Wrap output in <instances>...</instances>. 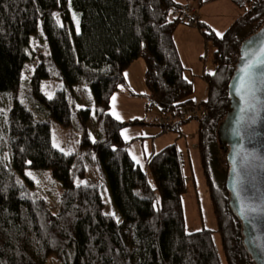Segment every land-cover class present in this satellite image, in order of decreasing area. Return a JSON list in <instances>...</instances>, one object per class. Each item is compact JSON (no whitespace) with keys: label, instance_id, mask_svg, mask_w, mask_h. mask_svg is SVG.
Returning <instances> with one entry per match:
<instances>
[{"label":"trees","instance_id":"obj_1","mask_svg":"<svg viewBox=\"0 0 264 264\" xmlns=\"http://www.w3.org/2000/svg\"><path fill=\"white\" fill-rule=\"evenodd\" d=\"M194 1L200 8L212 0ZM231 1L243 12L220 38L203 28L198 13L186 21L178 10L186 3L176 0H0V94L8 102L0 140V264H47L52 255L63 264H255L229 191L216 185L211 169V147L219 142L218 126L230 106L229 84L242 42L264 25V0ZM72 9L79 14V27ZM40 21L48 52L39 56L31 94L48 117L64 126L74 123L81 131V148L99 163L121 220L106 212L97 178L76 183L87 171L84 156L56 148L50 119H38L18 96L30 58L27 47ZM182 24L200 26L215 46V70L205 75L207 93L201 101L207 113L167 126L156 123L180 130L189 119L199 120L197 147L222 253L212 229L187 230L185 159L178 145L152 154L144 169L121 134L143 121L117 119L111 112L113 96L126 83V69L139 58L146 63L148 109L173 117L195 102L175 39ZM44 78L60 79L64 86L48 97L41 88ZM75 85H89L94 93L95 139L89 127L92 112L77 105ZM27 167L51 169L61 181L59 210L21 185Z\"/></svg>","mask_w":264,"mask_h":264},{"label":"rangeland","instance_id":"obj_2","mask_svg":"<svg viewBox=\"0 0 264 264\" xmlns=\"http://www.w3.org/2000/svg\"><path fill=\"white\" fill-rule=\"evenodd\" d=\"M195 1L192 0L190 4L191 6H194ZM215 6V5H212ZM195 8V13L197 14V8ZM238 14L231 13V18L234 21L237 17H239L242 14V10L238 9ZM72 16L75 20V24L77 27H79V14L75 13L72 9ZM221 12H225L224 8H222ZM210 24L208 22H205L204 29H207L209 31H216L219 33L224 32L231 24H220L221 21V15L220 13H212L210 12ZM239 15V16H238ZM78 22V24H77ZM185 26L186 28H193L196 29L199 34L202 36V40L195 39L192 36L189 37V41H192V43L185 44L184 46L181 44V49L184 52H187V55H185L186 61H190L193 66L190 70L185 71V75L188 79H190L193 82L194 85V91H193V99H195L193 102V108L198 109L200 106L203 107L202 100L204 99V96L207 91V83L206 80L203 78L202 75H196L198 74V71H200L201 67L206 64L209 73L214 72V61H213V54L215 50V46L211 39H208L203 33L201 32L202 28L200 26H189V25H180ZM221 27L222 30L218 29ZM180 28V27H179ZM177 29V31L179 30ZM176 31V33H177ZM176 36V34H175ZM176 38V37H175ZM204 40L207 41V49L204 45ZM186 51H185V50ZM48 52V43L44 36V29H43V22L40 21L39 23V29L38 32L32 37L31 44L29 47H27V56L30 57L24 64L23 67V85L20 87L18 91V96L23 102L33 110L35 115L38 119H50L51 127H52V142L54 146L60 150H62L65 153H78L84 156L85 158V165L87 167L86 174L82 177H78L76 179L77 184L86 183L89 181H92L94 178L98 179V182L101 185V192L105 203V210L108 213L114 214L118 220L122 219V215L119 212L118 208L116 207L110 187L108 183L102 179L99 173V163H92L91 160L87 158V152L81 148V131L75 126L74 123H72L69 126H64L58 120L54 117H48L46 115V111L42 107V103L39 100H36V97L31 94L30 86L31 79L35 74V70L37 68V65L39 63V56L42 53ZM146 63L143 58L136 59L134 62H132L129 69H127L126 74L127 76L135 82L134 87V95L128 98H121L120 96V103L121 104H129V112L130 113H138L133 114L131 116V119H140L143 121V123L140 124V126L133 125L131 126L129 130H132L128 137H136L140 134V130L149 129L150 123H154V120L151 119V110L153 111V108H147V110H143V107L146 106L151 98L150 90L146 85ZM203 74V73H201ZM133 75V76H132ZM64 86V82L57 78H44L41 81V88L44 94H46L48 97H52L57 89L62 88ZM122 88V87H121ZM29 94V96H28ZM73 96L76 99V103L79 107L82 108H90L92 115L89 121V127L92 132V138L95 139L99 135V132L97 130V124L95 119V107H94V93L92 91V88L89 85H75L73 89ZM117 100V98H116ZM132 103V104H131ZM138 103V104H137ZM148 106V105H147ZM191 105H188L189 107ZM8 107L7 102V96L0 94V140L3 138L2 135V128L4 124L3 115ZM204 108V107H203ZM190 109V108H189ZM144 111V112H143ZM112 112V111H111ZM182 113V112H181ZM181 113L176 114V116L172 117V121L176 119L173 123L177 124L179 122V119L187 120L188 118H185L182 116ZM113 114V113H112ZM168 115H158V118L156 121L161 122L163 119L166 123H163V125L167 124V117ZM199 116H194V118H197ZM191 118L189 121H186L182 125V128H185L183 130L182 128L180 130L175 129H169L166 127H161L164 134H166L167 137H160L159 141L162 140L158 145V150L160 151L164 147L176 143L178 147L180 148L184 159V173L186 175L187 180V192L184 195V213H185V219H186V227L189 232L191 231H197L201 230L203 228H209L212 229L214 239L216 241V244L218 246V249L220 253L223 252L222 250V243H221V234L218 226V222L216 219V216L214 214L213 208H212V201L211 197L208 192V188L206 186L205 176L203 174L202 166H201V160L200 155L197 147V122L199 120ZM202 118V117H200ZM169 123V122H168ZM144 124V125H142ZM156 124V123H155ZM160 125L159 123H157ZM196 124V125H194ZM161 126V125H160ZM6 130V129H5ZM4 134V130H3ZM7 135V133H6ZM196 138V139H195ZM141 141L145 142L141 145ZM153 137H145V138H139L137 139L136 147L138 149V155L139 159H142L141 161H144L143 155L144 153L149 154V150L153 146ZM212 148V161H211V169H212V175L214 178V181L216 185L224 190V187L226 186V179H227V171H228V163L226 158V152L225 149L222 148V145L220 142L214 143ZM144 169H146V162H141ZM29 179L31 181H29ZM102 179V180H101ZM19 182L22 186H29L32 188L33 191L37 192L39 195L44 197L49 206L52 210L57 211L60 208V200L61 195L63 192V186L61 181L53 174L51 169L46 168H33V167H27L25 169L24 174L20 175ZM47 264H63L58 259L52 255L50 256Z\"/></svg>","mask_w":264,"mask_h":264},{"label":"water","instance_id":"obj_3","mask_svg":"<svg viewBox=\"0 0 264 264\" xmlns=\"http://www.w3.org/2000/svg\"><path fill=\"white\" fill-rule=\"evenodd\" d=\"M251 42V44L249 43ZM264 25L246 37L229 84L230 106L218 126L229 164L230 207L242 222L243 243L255 264H264ZM248 50V55L243 56ZM253 64V77L245 74Z\"/></svg>","mask_w":264,"mask_h":264},{"label":"crops","instance_id":"obj_4","mask_svg":"<svg viewBox=\"0 0 264 264\" xmlns=\"http://www.w3.org/2000/svg\"><path fill=\"white\" fill-rule=\"evenodd\" d=\"M176 1L182 2V3H191L192 0H176ZM193 5L196 7L195 4H193ZM212 5H215V6H212ZM222 8H224L225 12H221ZM238 9H240V8H238V6L236 4H234V2H232L231 0H212V1L206 2L200 8H197V13H198L201 21L208 22L209 24L211 22L210 15H209L210 12L212 11V13H220L221 18H222L220 21V24H222L223 22H224V24H231V22L235 21V19H234V21H231V20H233L231 18V13L234 12V14H238V12H239ZM218 29L222 30L221 27H219ZM191 36L195 39H199L200 41H203L201 34H199V32L196 29L186 28L185 26H180V28L177 31L176 36H175L176 37L175 38L176 43L178 45V48H179V51H180V54L182 57V61H183V64H184L186 70H190L192 68L193 64L190 61H186L185 55H187V52H185V54H184V52L182 51L180 46H181V44L184 46L185 44H188V42L192 43V41H189V37H191ZM204 45L207 49V47H208L207 41H205V40H204ZM129 67L127 69H129ZM127 69H126V71H127ZM214 70H215V65H214ZM126 71H125L126 83L123 86L122 90L113 96V97H115V99L114 100L112 99V108H111L112 113L116 114V115H114V114L113 115L115 117L118 115L121 120H130L132 118L131 116H133V114H138V113H130L129 112L128 107H129L130 103L129 104L126 103L124 105L120 103L121 98L130 99V97L135 94L134 93L135 82L127 76ZM201 73H203V74H201ZM208 73H209V71H208V68L205 64L201 67L200 71H198V74H196V75H202L203 78L206 80L205 75ZM206 83H207V81H206ZM206 93H207V91H206ZM121 95H122V97L120 98ZM205 97H206V94H205L204 98ZM116 98H117V100H116ZM143 110H145V111L147 110V105L143 107ZM149 110H151V109H149ZM153 111L154 112H152V110H151V112H150L151 119L154 120L156 123L157 122L156 119L158 118L159 112L155 108L153 109ZM155 123H153V124L150 123L148 126V127H150L149 129L140 130V134H142V135H139L136 137H134V136L128 137V136H130L129 133L132 131V130H129L131 126L125 127L121 131L122 137L127 141H131L129 146H128L129 151H130L131 155L133 156V158L140 164H142L141 162H146L145 164L147 165L148 158L152 154H154L155 152H158L157 151L159 148L158 145L161 142H163L162 140L159 141V138L160 137H167L166 134H164L161 126L158 125L157 123L156 124ZM196 124H194V125H196L198 128V122ZM142 125H144V124H142ZM136 126H140V124H137ZM182 129L185 130V128H182ZM145 137H153L154 141H153V146L149 150V154L151 153V155H148V153H144V155H143L144 161H141L142 159H139L138 149L136 147V143H137L136 141L139 138L143 139ZM140 143H141V145H145V144H143V143H145L143 141H141Z\"/></svg>","mask_w":264,"mask_h":264},{"label":"built area","instance_id":"obj_5","mask_svg":"<svg viewBox=\"0 0 264 264\" xmlns=\"http://www.w3.org/2000/svg\"><path fill=\"white\" fill-rule=\"evenodd\" d=\"M178 10L182 13V17L186 21H190L192 15L196 16V13L194 11L195 10L194 6H191L190 4H184L183 7L179 8ZM206 113H207L206 109L203 108L202 106H200L198 109H195V108H193V105H191V106L187 107L186 109H184V111L181 114H182L183 117L188 118V117H194V116L203 117V116L206 115ZM167 117H168L167 123L171 122L172 121V117L171 116H167ZM161 122L166 123L164 121V119Z\"/></svg>","mask_w":264,"mask_h":264},{"label":"snow or ice","instance_id":"obj_6","mask_svg":"<svg viewBox=\"0 0 264 264\" xmlns=\"http://www.w3.org/2000/svg\"><path fill=\"white\" fill-rule=\"evenodd\" d=\"M78 24V22H77ZM216 35L220 38H223V34L217 32ZM251 44V42H249ZM261 54H264V48L261 49ZM248 55V50L244 51L243 56L246 57ZM261 63H264V61H261ZM253 69V64L252 63H247L245 68H244V72L245 74L249 77V79H251L253 77V72L251 71ZM115 99V97H113V100ZM114 115H116L115 113H113ZM117 119H120V117L117 115L116 116Z\"/></svg>","mask_w":264,"mask_h":264},{"label":"flooded vegetation","instance_id":"obj_7","mask_svg":"<svg viewBox=\"0 0 264 264\" xmlns=\"http://www.w3.org/2000/svg\"><path fill=\"white\" fill-rule=\"evenodd\" d=\"M226 152V151H225Z\"/></svg>","mask_w":264,"mask_h":264}]
</instances>
